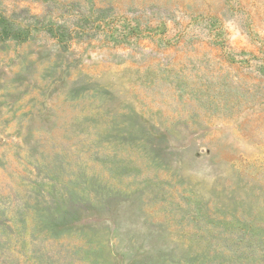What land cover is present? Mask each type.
<instances>
[{
  "label": "rangeland",
  "instance_id": "374dc122",
  "mask_svg": "<svg viewBox=\"0 0 264 264\" xmlns=\"http://www.w3.org/2000/svg\"><path fill=\"white\" fill-rule=\"evenodd\" d=\"M0 264H264V0H0Z\"/></svg>",
  "mask_w": 264,
  "mask_h": 264
}]
</instances>
